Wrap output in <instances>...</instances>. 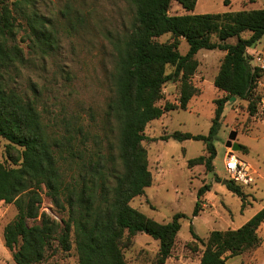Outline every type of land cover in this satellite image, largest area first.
I'll return each instance as SVG.
<instances>
[{"label": "trees", "instance_id": "trees-1", "mask_svg": "<svg viewBox=\"0 0 264 264\" xmlns=\"http://www.w3.org/2000/svg\"><path fill=\"white\" fill-rule=\"evenodd\" d=\"M44 0H0V137L22 149L11 167L0 160V202L14 203L16 218L4 230L5 245L16 264H42L57 243V250L75 245L79 264H128L124 248L131 238L147 232L159 240L157 264L172 255L184 213L161 223L131 202L153 184L144 141L148 124L175 109H187L199 90L193 83L201 49L223 50L215 86L225 93L216 100L215 117L207 135L176 131L161 139L202 140L209 156L189 164H206L214 170L215 142L229 102L248 101L251 115L258 112L262 96L258 86L264 69L253 65L248 49L264 37V8L203 14H170L173 1L194 11L198 0H128L135 8L131 28L113 42L116 52L111 77L112 94L105 109L108 127L116 138L88 144L84 124L67 121L51 127L41 109L42 88L34 75L59 47V22L43 10ZM246 31L249 37H243ZM171 33L172 42L158 39ZM214 37L217 40H214ZM180 38L189 43L182 54ZM237 38L235 43L228 42ZM172 67L171 71L168 68ZM180 81V102L159 104L164 86ZM228 188L247 205L244 186L228 179ZM67 211L59 222L41 211L42 190ZM210 185L199 189L194 215L202 210L201 198ZM30 219L39 222L29 225ZM264 207L237 229L213 230L204 241L200 264H227L234 256L255 251L263 244L259 228Z\"/></svg>", "mask_w": 264, "mask_h": 264}, {"label": "rangeland", "instance_id": "rangeland-1", "mask_svg": "<svg viewBox=\"0 0 264 264\" xmlns=\"http://www.w3.org/2000/svg\"><path fill=\"white\" fill-rule=\"evenodd\" d=\"M43 10L51 15L59 26V47L55 54L38 71V80L43 95L41 109L51 127H63L67 121L84 124L90 131L88 144L102 140V148L108 146V138L115 139L117 129L108 127L106 136L103 128L105 109L112 94L111 77L115 63L113 42L130 30L135 8L128 0H44ZM250 8H264V0H198L194 11H187L181 3L173 1L170 14H203L226 11H240ZM246 31L243 37H249ZM172 42L171 33L158 39ZM214 40H217L214 37ZM237 38L228 40L235 43ZM264 43V40L258 44ZM182 54L189 50V43L180 38ZM250 49V48H249ZM248 49L253 65H259L258 56L264 51ZM226 51L201 49L197 54L199 67L193 83L199 92L192 97L187 109H175L161 118L150 122L146 128L148 139L144 146L148 151L149 168L153 173V184L143 195L131 204L161 223L171 222L177 213H184L181 229L172 255L165 264H200L204 241L213 230L237 229L251 219L264 206V84L259 83L258 93L262 96L258 112L251 115L248 101L237 99L225 107L224 118L215 142L217 156L214 170L206 164H189V160L201 155L209 156L207 144L202 140L178 141L174 138L161 139L176 131L207 135L215 117L216 100L225 95L214 84ZM173 68L169 67L168 71ZM264 82V78L261 79ZM164 98L159 104L180 102L181 83L172 81L163 89ZM236 135V139L231 137ZM108 137V138H107ZM231 141V142H230ZM241 145L233 149V143ZM22 149L0 137V160L8 166H15ZM228 152H235L251 164L256 182L245 186L246 207L243 200L231 191L224 179H228L224 162ZM210 185L201 198L202 210L194 215L199 200V189ZM41 211L62 222L67 211L57 206L42 190ZM18 214L14 203L0 202V264H16L13 251L5 245V227ZM39 222L28 221L29 225ZM194 231L203 240L193 237ZM263 244L255 251L231 257L227 264H264V222L259 228ZM57 243L46 254L42 264H79L75 245L70 251L57 250ZM159 240L147 232L131 238L124 253L128 264H157Z\"/></svg>", "mask_w": 264, "mask_h": 264}, {"label": "built area", "instance_id": "built-area-1", "mask_svg": "<svg viewBox=\"0 0 264 264\" xmlns=\"http://www.w3.org/2000/svg\"><path fill=\"white\" fill-rule=\"evenodd\" d=\"M264 54V53H263ZM260 67L264 69V55L258 56ZM225 170L228 179L245 186H250L256 182L255 172H253L251 164L241 158L235 152H228L225 162Z\"/></svg>", "mask_w": 264, "mask_h": 264}, {"label": "crops", "instance_id": "crops-1", "mask_svg": "<svg viewBox=\"0 0 264 264\" xmlns=\"http://www.w3.org/2000/svg\"><path fill=\"white\" fill-rule=\"evenodd\" d=\"M250 9H256V8H250ZM257 9H259V8H257ZM263 40H264V37H263ZM261 41H262V40H261ZM258 48H261L260 51H264V43H262V44H260V45L258 44L255 48H251V49H249V50H250V52H251V51L256 52V51L258 50ZM260 83H261V84H264V82H260ZM263 207H264V206H263ZM263 207H262V208H263ZM262 208H261V209H262ZM248 220H249V219H248ZM248 220H247V221H248ZM247 221H246V222H247ZM246 222H245V223H246Z\"/></svg>", "mask_w": 264, "mask_h": 264}, {"label": "water", "instance_id": "water-1", "mask_svg": "<svg viewBox=\"0 0 264 264\" xmlns=\"http://www.w3.org/2000/svg\"><path fill=\"white\" fill-rule=\"evenodd\" d=\"M231 139H232V140H235V139H236V135H235V136H232ZM230 142H231V141H230ZM240 148H241V145H240L238 142H234V143H233V149H234L235 151L240 150ZM227 182H228V179H227V178L224 179V183L227 184Z\"/></svg>", "mask_w": 264, "mask_h": 264}]
</instances>
